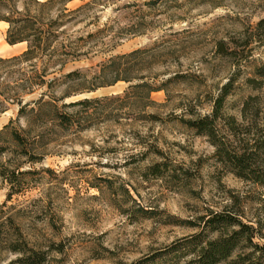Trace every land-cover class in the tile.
Returning <instances> with one entry per match:
<instances>
[{
    "label": "rangeland",
    "instance_id": "rangeland-1",
    "mask_svg": "<svg viewBox=\"0 0 264 264\" xmlns=\"http://www.w3.org/2000/svg\"><path fill=\"white\" fill-rule=\"evenodd\" d=\"M261 18L264 0H110L90 8L69 31L105 29L81 48L85 56L66 63L63 71L95 67L113 54L157 43L153 73L159 79L174 72L187 76L167 82V92L152 91L156 104L136 101L114 107L110 115L97 112L83 129L50 127L43 159L25 164L38 172L8 200L0 177V264L19 255L12 243L41 249L42 264H133L194 232L185 219L229 203V193L238 194L247 215L254 214L264 188L225 171L208 137L178 116L186 106L211 113L212 98L234 76L224 114L234 115L244 137L264 131V77L254 72L264 63ZM6 27L0 21L2 56L26 46L8 43ZM220 42L233 54L224 55ZM128 84L119 80L66 100L121 94ZM39 91L25 94L24 101ZM17 109L11 103L0 113V128L16 118ZM152 111L160 118H147ZM217 122L226 129L223 118ZM155 161H165L158 174L150 168Z\"/></svg>",
    "mask_w": 264,
    "mask_h": 264
},
{
    "label": "trees",
    "instance_id": "trees-1",
    "mask_svg": "<svg viewBox=\"0 0 264 264\" xmlns=\"http://www.w3.org/2000/svg\"><path fill=\"white\" fill-rule=\"evenodd\" d=\"M68 1L0 0V20L7 23L6 41L26 43L17 54L0 55V113L11 103L18 105L16 118H10L0 128V177L8 186L6 200L26 189L27 178L38 172L25 164L43 159L50 127L83 129L92 124L97 112L110 115L114 107L136 101L145 106L156 104L150 96L152 91L167 92V82L187 76L186 72H174L159 79L153 73L152 64L160 56L157 43L113 54L95 67L63 71L66 63L85 56L81 48L105 29L70 32V28L82 21L90 8L104 7L110 0H86L72 8L66 5ZM263 22L261 18L258 25ZM219 46L224 55L233 54L223 43ZM254 72L264 77V63L256 65ZM234 79L230 76L219 87L212 98L211 113L199 114L186 106L178 118L196 134L208 137L214 146L213 156L225 171L264 188V131L255 137H244L234 115L223 112ZM119 80L129 82L121 94L66 100ZM37 89L40 91L36 98L24 101L25 94ZM146 114L152 120L160 118L157 112ZM21 118L24 125L17 123ZM219 118H223L226 129L218 125ZM152 150L162 154L157 146ZM162 164L165 161H155L150 168L158 174ZM229 194L230 202L222 207H207L196 219H185L196 229L194 232L133 264H264V242L259 240L264 237V195L260 196L255 213L247 215L238 194ZM12 244L11 249L18 250L19 255L10 263L42 264L46 258L41 249Z\"/></svg>",
    "mask_w": 264,
    "mask_h": 264
},
{
    "label": "crops",
    "instance_id": "crops-1",
    "mask_svg": "<svg viewBox=\"0 0 264 264\" xmlns=\"http://www.w3.org/2000/svg\"><path fill=\"white\" fill-rule=\"evenodd\" d=\"M0 21H3V20H0Z\"/></svg>",
    "mask_w": 264,
    "mask_h": 264
}]
</instances>
